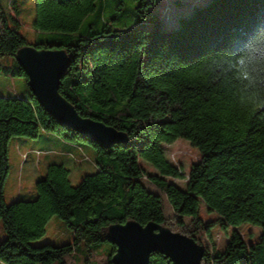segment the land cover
I'll list each match as a JSON object with an SVG mask.
<instances>
[{"label": "trees", "instance_id": "trees-1", "mask_svg": "<svg viewBox=\"0 0 264 264\" xmlns=\"http://www.w3.org/2000/svg\"><path fill=\"white\" fill-rule=\"evenodd\" d=\"M155 2L137 0L134 21L117 27L123 11L102 21L96 0H35L33 27L40 35L34 43L19 32L15 0L16 17L0 3V58H15L27 45L64 50L70 65L60 95L81 117L123 132L129 141L106 149L81 136L46 113L30 89L27 96L1 97V264H67L82 243L86 264L99 253L102 264H112L116 247L107 240L108 228L128 221L154 222L194 239L204 249L201 264H264V0H207L171 28L158 26ZM91 13L100 26L80 28ZM0 74L28 85L18 65L0 68ZM44 134L75 149L80 161L87 156L83 145L91 146L94 172L72 186L69 169L53 162L34 184L35 197L7 204L8 142ZM177 139L201 156L183 189L172 182L183 175L163 148ZM202 203L216 220L199 217ZM53 216L72 232V243L32 245ZM242 223L261 228L258 241L247 244L233 229L219 250L200 238L216 224ZM167 263L160 253L150 256L149 264Z\"/></svg>", "mask_w": 264, "mask_h": 264}, {"label": "rangeland", "instance_id": "rangeland-1", "mask_svg": "<svg viewBox=\"0 0 264 264\" xmlns=\"http://www.w3.org/2000/svg\"><path fill=\"white\" fill-rule=\"evenodd\" d=\"M12 1L13 0H0V3L6 12L11 13L16 17L11 8L13 5ZM206 1L207 0H156L154 6L151 8V11L158 17L157 23L159 27L171 28L177 25V18L179 16H184L189 13L192 5L198 6ZM15 2L19 11L17 16V19L20 22L19 32L29 43H34L40 35L33 27V21L35 19V0H15ZM99 3H102L103 7L101 15L102 21H109L112 17L114 18L116 15H121V11H123V13L118 18L117 27L121 24L130 23L135 19L134 8L137 4V0H96V7H98ZM165 16L168 18L165 19ZM89 23L98 24L99 26L101 24L98 22L93 13L84 18L80 28L83 29ZM115 24L113 23V25ZM151 25L152 24H148L146 26L148 27ZM17 65L18 64L14 57L4 56L0 58V68L13 69ZM28 93L29 88L24 78H13L0 74V98L14 95L23 97L27 96ZM18 138L21 137L11 138L7 145L9 170L4 184V197L7 204L16 201V199H30L36 195L34 184L32 188L29 189V192L28 190L27 193L22 191L23 196H21L20 193L19 186L21 183V174L17 173L19 157L17 156L16 149V142L18 141ZM24 139L29 142H37L39 146L42 145L41 137L37 140L29 138ZM163 148L165 158L176 165L179 168L180 173L183 175V178L172 180V182L183 189L185 187V179L188 174V170L192 164L199 161L201 157L200 153L184 139H177L171 144H164ZM83 149L85 154L89 157L88 161L81 160L79 163L67 164L63 162L62 156H56L60 159L57 161L59 162L62 160V162L66 164V167L69 169L70 175L68 179L72 186H77L85 175H89L94 172L91 163L95 157L94 149L89 145H83ZM26 154L27 153H21L20 156L22 161L25 160L23 155L25 156ZM141 166L151 174H155L156 172L155 169L147 162L141 161ZM29 186H31V184H29ZM199 217L205 222H210L216 220L218 215L214 211H208L205 204L202 203L200 205ZM233 229L240 233L247 244L258 241L261 233L260 227L251 225L250 223H242L236 227L228 226L227 228H223L221 225L216 224L209 228L208 232L203 231L200 238L203 243H208L209 245L213 244L216 249L223 250ZM3 238L4 232L0 221V241ZM72 240V232L65 227L59 218L53 216L46 223L44 235L41 238L32 241L31 244L34 246L43 244L64 245L72 243ZM107 247L108 244L104 245L103 249ZM101 250L102 248L99 251ZM86 259L87 256L85 253V246L82 243L79 248L74 250L72 255L65 258V261L67 264H86ZM103 261L104 257H102L99 253L95 256V259L91 263L102 264Z\"/></svg>", "mask_w": 264, "mask_h": 264}, {"label": "water", "instance_id": "water-1", "mask_svg": "<svg viewBox=\"0 0 264 264\" xmlns=\"http://www.w3.org/2000/svg\"><path fill=\"white\" fill-rule=\"evenodd\" d=\"M15 60L23 69L40 107L60 124L106 149L129 144L125 133L81 117L60 95L59 84L70 65L64 50L27 45L16 52ZM107 240L116 247L112 264H149L155 252L162 254L167 264H201L204 257V249L194 239L154 222L144 226L134 221L112 225L108 228Z\"/></svg>", "mask_w": 264, "mask_h": 264}, {"label": "crops", "instance_id": "crops-1", "mask_svg": "<svg viewBox=\"0 0 264 264\" xmlns=\"http://www.w3.org/2000/svg\"><path fill=\"white\" fill-rule=\"evenodd\" d=\"M41 139L42 145L40 146L37 142H29L22 137L18 138L16 142L17 156L19 157L17 173L21 174V183L18 186L20 187L21 196H23L22 191L27 193L28 190L29 192L33 184L45 174L49 164L60 160L56 156H62L63 162L67 164L80 162V153L64 144L55 136L44 134L43 137L41 136ZM33 151H40L41 153L36 155ZM21 153H28L24 161L21 160ZM62 160L59 162H62Z\"/></svg>", "mask_w": 264, "mask_h": 264}, {"label": "built area", "instance_id": "built-area-1", "mask_svg": "<svg viewBox=\"0 0 264 264\" xmlns=\"http://www.w3.org/2000/svg\"><path fill=\"white\" fill-rule=\"evenodd\" d=\"M77 149H78V151H80V152L82 153V150H81L80 148H77ZM34 154L38 155L39 152L35 151ZM82 154H83V153H82ZM23 158H26V155H25V156L23 155ZM82 160H84V161H88L89 159H88L87 156H83Z\"/></svg>", "mask_w": 264, "mask_h": 264}]
</instances>
